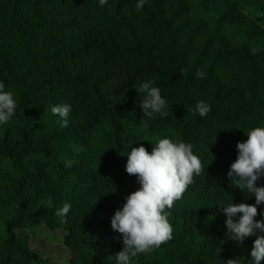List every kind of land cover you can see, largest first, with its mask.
I'll use <instances>...</instances> for the list:
<instances>
[{
  "label": "trees",
  "instance_id": "obj_1",
  "mask_svg": "<svg viewBox=\"0 0 264 264\" xmlns=\"http://www.w3.org/2000/svg\"><path fill=\"white\" fill-rule=\"evenodd\" d=\"M136 3L0 0V81L18 94L0 125V264H116L123 243L111 217L140 187L127 154L164 137L193 144L205 172L170 210L173 239L133 264H251L256 237L230 240L221 207L255 203L227 173L237 142L264 125V0ZM150 79L172 115L144 127L135 88ZM198 100L211 106L205 117L192 115ZM65 103L61 128L50 109ZM65 203L62 222L54 213ZM35 225L60 232L69 257L49 262L31 248L25 230Z\"/></svg>",
  "mask_w": 264,
  "mask_h": 264
},
{
  "label": "clouds",
  "instance_id": "obj_2",
  "mask_svg": "<svg viewBox=\"0 0 264 264\" xmlns=\"http://www.w3.org/2000/svg\"><path fill=\"white\" fill-rule=\"evenodd\" d=\"M108 0H99L104 6ZM146 0H137L135 9L141 11ZM205 72L197 70V78H204ZM155 80H146L136 89L140 95V108L143 112L141 123L148 127L147 119L157 116L166 118L170 114L166 99L161 95ZM18 94L6 90L5 83L0 81V125L7 124L16 115ZM210 104L198 100L192 109V115L201 117L211 112ZM53 116H58L61 128L69 124L70 104H56L50 109ZM247 140L237 142V157L231 163L227 176L230 183L242 192L247 191L255 196V203H234L233 199L221 207L226 216L225 225L229 239L243 245L249 237L255 236L250 251L251 264L264 261V220H257L261 215L258 205L264 204V185L257 182L264 178V125L251 128L246 133ZM153 145L151 152L141 144L131 147L127 154L125 170L136 176L140 187L132 191L121 208L115 210L111 217V229L122 238L123 247L116 257V264H133L140 254H148L173 239L174 227L170 221L171 209L181 200L195 177L205 172L200 157L193 152L194 145L182 140L164 137L149 141ZM73 161L65 160L64 166L72 167ZM248 199V198H247ZM47 207H55L52 199ZM71 209V204L55 208V215L64 219ZM258 233H260L258 235ZM223 264H248L241 257L230 258Z\"/></svg>",
  "mask_w": 264,
  "mask_h": 264
},
{
  "label": "rangeland",
  "instance_id": "obj_3",
  "mask_svg": "<svg viewBox=\"0 0 264 264\" xmlns=\"http://www.w3.org/2000/svg\"><path fill=\"white\" fill-rule=\"evenodd\" d=\"M25 233L31 235V248L34 249L33 246L36 243L38 246L37 252L45 261L62 262L69 257V251L61 245L60 232L55 233L44 226L35 225L26 229ZM35 239L36 241H34Z\"/></svg>",
  "mask_w": 264,
  "mask_h": 264
}]
</instances>
